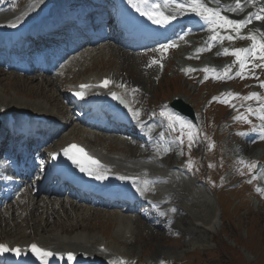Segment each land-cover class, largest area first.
<instances>
[{
  "label": "snow or ice",
  "instance_id": "1",
  "mask_svg": "<svg viewBox=\"0 0 264 264\" xmlns=\"http://www.w3.org/2000/svg\"><path fill=\"white\" fill-rule=\"evenodd\" d=\"M133 7L136 8L138 12H141L142 15L147 16L149 20L157 25L167 26L172 21L176 20V18L180 15L184 14H194L199 17L200 20L207 25L208 31L211 33L208 41H206V49H198V52L204 50H211V47L215 42L223 43L224 40L234 41L236 39H247L252 43L249 47L243 48H224L223 55H231L235 57L233 65L239 66V71L235 73V76H239L241 78H248L249 75L255 77L254 70L257 68H264V29L256 28L252 31H249L247 35L243 34V30L247 28L249 25L253 23V21L264 22V0H233L232 3L225 4L223 0H183L182 3H178L177 0H163V3H156L153 5H149V0H128ZM141 5H145L147 7H141ZM215 5V6H210ZM251 6L253 8H257V11L252 12L249 11L243 18H232L227 13L239 14L245 11V8ZM171 9V12L166 10ZM12 27H15L16 24H12ZM225 33V34H222ZM234 33L235 35H232ZM184 36H181L180 39H184ZM178 47L175 41H172L167 44H161L159 49H155L154 51H159L162 55L166 53L169 49ZM221 53H218V55ZM196 58H199L197 55ZM257 61H259L257 63ZM154 65H158L160 68H163V64L160 59L153 58L148 65V67H152ZM233 65H226L223 69L222 74L218 73L216 69L205 67L202 69L205 73H214L216 79H232L233 76H230L229 73L232 71ZM186 72L196 71V69L188 68L185 69ZM208 76H205L207 79ZM114 81H111L107 78L103 80L100 87L108 88L110 84H114ZM264 88V81H262L259 85ZM81 91L77 92L81 99L84 98L85 92L84 89L91 87V85H81ZM119 87L127 89V85L120 84ZM140 91L139 88H132V93H138ZM113 99L119 100L122 104H125L128 107L129 112H131L132 117L137 121L138 125L142 129H146V135L149 137L152 136V133L155 131V126L147 125L145 121L140 119L141 110L134 109L129 100H126L123 94H118L117 92L110 93ZM225 98L221 100L222 103H228L234 109L236 108L235 104H232L231 101L237 98H240L245 101L255 100L257 102V108L253 109L251 106L247 109V114L240 113L233 119L251 124L252 121L249 119L250 115L256 116L257 119L261 121L259 126H253V131L261 132V138L264 139V96L260 93L252 92L248 96L240 97L238 93H226L222 94ZM214 99H217L214 97ZM165 112H161V115H166V119L168 121V129L173 132H179L178 136H175L172 143H178L183 146L187 143V147L189 149V155L191 148L198 142V137L200 135L198 127L193 124L191 121L187 120L181 114L167 110V106H163ZM246 133L240 132L238 135H245ZM164 132L159 133L160 140H164ZM207 139V137H205ZM210 148H214V142L210 143ZM157 155L162 153L170 152L171 146L168 145L166 147L160 148L156 147ZM64 156H66L76 167L79 168L80 172L86 173L89 176H93L97 180H106L107 176V167L102 165L101 162L96 159L94 156L90 155L83 147L70 144L68 147L63 150ZM57 154H53V159L56 158ZM239 163L244 165L250 173H253L252 179L249 180V183H252L257 179V176L254 174L257 169L264 168V165H261L259 162L252 161L248 162L244 159H240ZM195 167L194 162L189 159L187 162V168L191 171ZM209 167H213V165H209ZM243 171H241V175H243ZM120 180H131V182L135 185L136 191L141 195L145 196L146 193L151 189L150 186L153 183L149 180L139 181L136 177H130L127 175H120L118 177ZM257 192L264 194V189L257 188ZM177 209L171 208L168 211L161 212L162 216H167L169 212L175 213ZM12 252L16 256L21 255H34L38 260L41 261V264H48L49 258L56 255L51 250L42 248L38 246L36 243H31L27 248L21 247H9L7 244H0V254ZM61 255V259H63V254ZM67 258L69 260H74L75 256L73 253H67ZM110 264H128V261L118 258L112 260ZM161 264H164L161 261Z\"/></svg>",
  "mask_w": 264,
  "mask_h": 264
},
{
  "label": "rangeland",
  "instance_id": "2",
  "mask_svg": "<svg viewBox=\"0 0 264 264\" xmlns=\"http://www.w3.org/2000/svg\"><path fill=\"white\" fill-rule=\"evenodd\" d=\"M113 61L116 63L115 59ZM135 70L137 69L135 68ZM14 76L13 73L11 74L0 70V110L6 108L8 104L10 106L19 107L21 106L19 104L28 102L31 106L34 104L35 100L50 99L46 97L48 93H45V87H42L38 91V87L44 83L45 79L26 80L24 78L25 80H20L19 78L13 79ZM175 79L176 78L166 76L157 86H153L155 89L154 98H156L157 101L162 98L164 93H168L169 89L173 88L172 83ZM179 79L180 80H177L176 82H179L180 84V81H182L181 88L186 93L183 95V97L186 98V101L190 103L194 102L197 106H200L206 90L203 88H200L199 90L193 83L187 82L181 78ZM57 84L55 86H57ZM213 89L214 87H209V90ZM50 93L52 94L51 99L56 101L57 98L55 95L58 93V90H55L53 87L51 88ZM41 94H43V96L39 97ZM25 95L31 97V101L25 98ZM168 96L169 95H166V97ZM178 97L179 95H176V98ZM60 101L61 99L59 102ZM259 148L253 150L251 154L261 155L262 153L260 152L264 147L261 146ZM177 184L180 183L178 182L175 185ZM185 188L187 189V195H190V199L195 198L197 202L192 203V201H189V205H186L187 213L184 214L183 219L178 223L181 230V236L179 238H172V235H165L162 230H156V234L151 235L147 232L145 226L142 225V222L138 221V228L132 233L134 241L131 243V246L128 247L131 252L136 251L137 254L140 251L152 252L163 247L164 252H166V257L180 259L182 264H193L195 263V260L200 261V264H213L215 263V259H210L213 263L208 262L206 255L214 253L217 247L223 253L224 264H248L243 258L250 261L256 259V261L259 260L258 264H264V205H262L259 210H255L252 206H249V201L251 199L243 196V202L238 208L231 212L230 207L233 199L241 195V193L222 191V205L225 207V211L223 212L218 200H214L213 197L203 189V191L198 189L199 187L196 186L195 181L189 183ZM177 196L180 201L182 197L179 196V190H177ZM206 201H208L207 205L205 204ZM253 203L254 202H252V204ZM247 210H251L253 213L256 212L257 215L248 216ZM215 213H218L217 218H215ZM111 214L112 217H115V214ZM200 214L202 215L200 216ZM108 215L109 213L100 212L90 216V225L93 226L94 233L106 231L110 233L111 237L120 235V225L114 224L112 220L107 221ZM228 218L231 219L232 223L227 220ZM215 220L218 223L214 227L213 221ZM61 221L65 222V220ZM70 222V220H66L67 224H70ZM59 223L60 222L57 221L55 224L57 226L56 228H59L60 226L66 228L62 223L57 225ZM47 227H49L48 224L45 228ZM257 228L261 233L257 231ZM53 230L54 229H52V231ZM6 233L12 234L16 232H12L9 227H0V235ZM189 255H194L196 257H189ZM216 258L217 260L221 259L219 255H217Z\"/></svg>",
  "mask_w": 264,
  "mask_h": 264
},
{
  "label": "bare ground",
  "instance_id": "3",
  "mask_svg": "<svg viewBox=\"0 0 264 264\" xmlns=\"http://www.w3.org/2000/svg\"><path fill=\"white\" fill-rule=\"evenodd\" d=\"M226 1V0H224ZM121 58L125 61H131L133 58H129L127 55L122 54ZM99 75V73L95 74L94 77H97ZM93 76H88L87 78H91ZM130 77L132 78V80L136 83L142 86V88L144 90L147 89V79H146V75L142 74V76L140 77H136L134 75H130ZM58 80L57 79H52L49 83L50 85L55 86L57 84ZM43 96V94H41L39 97ZM22 104V103H21ZM19 104V105H21ZM24 104V103H23ZM64 142H68L65 138H62L59 143H64ZM104 157H106L107 159L111 160L113 163L115 164H119L125 167H136L138 165H140V161L138 160V156L135 155L133 157H128V156H124L121 153H114V154H103ZM182 182V181H181ZM179 182V183H181ZM175 185V184H174ZM177 190H179L178 188L175 189V187H172L169 191L170 196L173 199H176L177 201H179V198L177 196ZM179 196L181 197L180 191H179ZM182 200V199H181ZM49 205H45L44 208H48ZM52 208L55 210V207L52 206ZM58 220H55V222H52V226H49L48 228L43 227L44 230H46L47 232H52V229H55L57 226L55 225L57 223ZM220 222V221H219ZM218 222L215 220L213 221V226L215 227V225ZM47 225V224H46ZM57 225H60L57 224ZM219 225V224H218ZM81 227L85 228L84 225L80 224ZM62 230H67L64 227H59ZM43 242L47 243V244H51L54 245L56 248L58 249H74V250H78V251H85V252H89L91 255L96 256V257H103L104 253L99 251V247L103 244V243H95V242H91L89 239L86 238L85 235H81V234H77L75 236H71V237H65L61 234H52L51 236H49L48 238H45L44 240H42ZM159 252H162V250H159Z\"/></svg>",
  "mask_w": 264,
  "mask_h": 264
}]
</instances>
